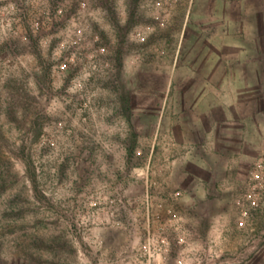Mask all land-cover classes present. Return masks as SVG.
I'll return each mask as SVG.
<instances>
[{
    "label": "rangeland",
    "instance_id": "obj_1",
    "mask_svg": "<svg viewBox=\"0 0 264 264\" xmlns=\"http://www.w3.org/2000/svg\"><path fill=\"white\" fill-rule=\"evenodd\" d=\"M11 1L0 264H264V0Z\"/></svg>",
    "mask_w": 264,
    "mask_h": 264
},
{
    "label": "built area",
    "instance_id": "obj_2",
    "mask_svg": "<svg viewBox=\"0 0 264 264\" xmlns=\"http://www.w3.org/2000/svg\"><path fill=\"white\" fill-rule=\"evenodd\" d=\"M34 0H27L28 4H32ZM80 8H83V4H79ZM58 14L62 13V9L59 8L57 10ZM20 22L19 18V10L18 6L15 1H9V0H0V32L1 30L8 29L11 31V33L15 34L16 36H19V32L15 31L14 25L17 22ZM32 31H37L40 28V24L36 22L35 20H32L30 23ZM78 34H76L75 38H72L71 45L74 47H78L81 41V34L80 30H78ZM65 67L64 64L61 65V68L63 69Z\"/></svg>",
    "mask_w": 264,
    "mask_h": 264
}]
</instances>
